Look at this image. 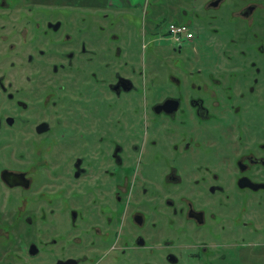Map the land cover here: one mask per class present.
Listing matches in <instances>:
<instances>
[{"label":"flooded vegetation","instance_id":"1","mask_svg":"<svg viewBox=\"0 0 264 264\" xmlns=\"http://www.w3.org/2000/svg\"><path fill=\"white\" fill-rule=\"evenodd\" d=\"M106 1L0 0V264H264V0Z\"/></svg>","mask_w":264,"mask_h":264},{"label":"built area","instance_id":"2","mask_svg":"<svg viewBox=\"0 0 264 264\" xmlns=\"http://www.w3.org/2000/svg\"><path fill=\"white\" fill-rule=\"evenodd\" d=\"M170 31L173 33L174 38L179 40L181 36H184L186 38H191L192 37V31L189 30L186 26H176V25H171L170 26Z\"/></svg>","mask_w":264,"mask_h":264},{"label":"rangeland","instance_id":"3","mask_svg":"<svg viewBox=\"0 0 264 264\" xmlns=\"http://www.w3.org/2000/svg\"><path fill=\"white\" fill-rule=\"evenodd\" d=\"M102 2V6H105L106 4H107V1L106 0H91V4L92 5H96V4H98V3H101ZM110 2L113 4V5H115V3H116V0H110ZM146 6L148 5V1L146 0H144V2H143ZM101 17V16H100ZM100 17H97L96 16V18H97V20H100ZM135 25H138V24H135ZM133 28L135 29V27L133 26Z\"/></svg>","mask_w":264,"mask_h":264}]
</instances>
